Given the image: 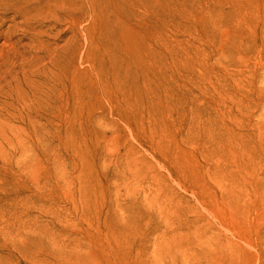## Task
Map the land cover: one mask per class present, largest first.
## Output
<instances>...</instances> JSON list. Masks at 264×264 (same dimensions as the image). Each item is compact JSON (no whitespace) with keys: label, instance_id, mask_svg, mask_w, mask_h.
<instances>
[{"label":"rangeland","instance_id":"1","mask_svg":"<svg viewBox=\"0 0 264 264\" xmlns=\"http://www.w3.org/2000/svg\"><path fill=\"white\" fill-rule=\"evenodd\" d=\"M87 7L0 69V264H264V0Z\"/></svg>","mask_w":264,"mask_h":264},{"label":"bare ground","instance_id":"2","mask_svg":"<svg viewBox=\"0 0 264 264\" xmlns=\"http://www.w3.org/2000/svg\"><path fill=\"white\" fill-rule=\"evenodd\" d=\"M8 4L12 7L13 17L8 18L4 14H0V39L3 37L6 39L5 42H10L13 38L18 37L20 34L21 39H18L14 43H10L8 47L3 50L4 53L0 54V69H3V66H8L12 69L15 68L14 63L18 58H25L26 56L33 54V49H43L49 47L47 43V37L49 33L56 29L57 24L60 22V19L57 15L60 14L57 9H60L62 4L64 7L70 6L76 0H11ZM88 7L86 9V14L89 16L91 13V20L94 21V0H87ZM51 17L55 19L53 22L48 18ZM74 20H78L75 16L72 15ZM70 15H66L67 19L72 18ZM66 18H63L66 20ZM20 19L21 21L18 24H15V20ZM67 26L72 25L69 20H66ZM10 23L5 31H2L3 28ZM47 24L49 27H47ZM96 24V21H94ZM47 28L48 30H46ZM59 34V33H57ZM19 41H27L30 44H33L34 47L28 45L26 48L28 51L20 52L18 47ZM91 43V40H90ZM36 54V53H35ZM59 68L61 69V62L59 63Z\"/></svg>","mask_w":264,"mask_h":264}]
</instances>
